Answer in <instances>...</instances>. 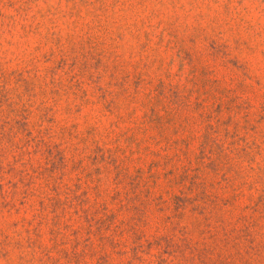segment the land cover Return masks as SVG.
<instances>
[{
    "label": "rangeland",
    "instance_id": "1",
    "mask_svg": "<svg viewBox=\"0 0 264 264\" xmlns=\"http://www.w3.org/2000/svg\"><path fill=\"white\" fill-rule=\"evenodd\" d=\"M0 264H264V0H0Z\"/></svg>",
    "mask_w": 264,
    "mask_h": 264
}]
</instances>
